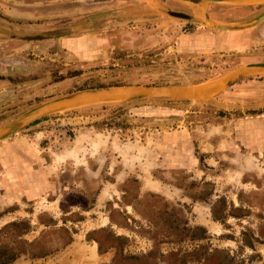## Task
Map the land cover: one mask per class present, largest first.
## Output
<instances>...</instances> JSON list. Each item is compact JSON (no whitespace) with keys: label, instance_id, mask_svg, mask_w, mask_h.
<instances>
[{"label":"rangeland","instance_id":"1","mask_svg":"<svg viewBox=\"0 0 264 264\" xmlns=\"http://www.w3.org/2000/svg\"><path fill=\"white\" fill-rule=\"evenodd\" d=\"M206 10L215 23L240 25L264 6L209 3ZM254 63H264V21L214 29L200 8L178 0H0V132L41 104L86 88L211 85ZM81 102L55 108L0 141L19 149L24 184L17 187L0 170V228L27 221L21 239L51 252L12 264H53L58 257L76 264L67 246H96L85 233L108 227L128 239L122 255L152 253L116 264H221L225 257L231 264H264V69L201 100ZM39 130L46 132L43 151L30 141ZM147 192L160 195L168 211L179 209L188 227H203L207 238L153 242L152 234L178 231L149 228L120 204ZM148 200L164 210L158 199ZM211 206L223 211V220L212 219ZM109 214L123 223L130 217L132 229L110 225ZM2 236L4 244L17 241ZM95 238L102 247L114 243L103 233ZM198 245L211 255L205 261L186 255ZM114 253L108 249L96 264H111Z\"/></svg>","mask_w":264,"mask_h":264},{"label":"trees","instance_id":"2","mask_svg":"<svg viewBox=\"0 0 264 264\" xmlns=\"http://www.w3.org/2000/svg\"><path fill=\"white\" fill-rule=\"evenodd\" d=\"M177 85V84H174ZM122 86L120 84H114L109 86H98L95 88H107V87H119ZM149 86H168L166 84H152ZM87 89V88H86ZM93 89V88H91ZM136 198V197H135ZM148 199H158L162 202L164 206V210H157L155 211L151 207V203ZM122 202L120 204L122 205H128L131 206L133 212L139 216V218L147 221L149 224V228H154L156 230V226H161V228H166L170 231H178V232H172L168 235H161L159 238L158 235H150V238L153 242L158 240V243H172L174 241L181 242L183 240H189L191 242L194 241H201L203 239H206V231L201 226H194V227H188L185 220L179 218L176 213L179 212V209L173 208V211H168L165 207L168 206V203L160 196L152 192H147L143 194V197L140 199H136L135 203H130L124 201V197L121 198ZM219 203V202H218ZM119 204V205H120ZM145 206L143 207L145 211H141L137 209V207L134 206ZM149 208V210H147ZM113 212V210L111 211ZM118 213V211H116ZM119 214V213H118ZM211 217L214 221L223 220L225 217V214L219 213V211L215 210L214 206H211L210 209ZM126 219H130V217L124 216V223L123 220L117 222L115 219L112 218V216L109 214L108 220L110 225H115L116 227L121 228H127L132 229L127 225L125 222ZM81 218L79 219V221ZM50 223H53L54 221L49 219ZM132 222H135L132 220ZM24 226V227H23ZM23 227V228H22ZM29 225L27 221H13L9 224L4 225L0 228V264H11L13 261H15L17 258L23 256L27 257L29 259H41L47 255H49L51 252L43 249H36V241H25L22 238L23 235H25L28 232ZM143 230V229H142ZM148 231V230H147ZM103 233L106 237V239H109L113 241L114 243H109L105 247H102V243L99 239L95 238V235ZM12 238V240L17 239V241L9 242V243H2V235H7ZM170 238V239H169ZM172 238V239H171ZM84 240L86 242H94L96 245V252L98 255H102L105 253L108 249H114L115 253L112 259L111 264H116L117 261H137L141 258L147 259L152 255L151 252L147 253L145 256L137 257L133 255H122V248L123 246L128 242V239L124 236L115 235L112 231H110L109 227L107 230L105 229H97L88 231L85 233ZM71 240H68L65 245L70 243ZM205 246L198 245L195 249L191 250L190 252H187L186 255L193 258L194 256L197 257L203 256L201 261H205L207 257L211 256L210 253L205 252ZM216 252V250H214ZM198 256V257H199ZM227 263H221V264H231L233 261V258L225 257L224 258ZM223 259V260H224Z\"/></svg>","mask_w":264,"mask_h":264},{"label":"water","instance_id":"3","mask_svg":"<svg viewBox=\"0 0 264 264\" xmlns=\"http://www.w3.org/2000/svg\"><path fill=\"white\" fill-rule=\"evenodd\" d=\"M178 1H181L185 4L200 8L204 24L214 29H220V30H226V31L239 30V29L251 27L253 25H256L264 21V10L259 15H257L252 21L245 23V24H240V25H225V24L215 23L208 17L207 10H206L207 4L214 3V4H226V5H240V4H232L233 0H178ZM256 5L264 6V4H256ZM244 6H253V5H244ZM166 13L167 15L173 18L182 19V20H186L190 22L197 21L195 17H191L189 15H186L180 12L167 11ZM21 37L24 40H36V39L41 38L39 36H28V35H24ZM255 69H264V63H254V64L241 67L237 69L236 71L232 72L230 75L225 76L219 81H216V82H220L221 84L215 89L213 94L228 87L233 82L243 78L250 71L255 70ZM216 82H213V83H216ZM192 87L194 86L180 87V86H149L147 85V86H133V87L119 86V87L93 88V89L79 90V91L70 93L68 95L62 96L60 98H56L46 103H43L40 106L28 112L27 114L23 115L17 121L7 126L3 132H0V141L5 139L7 136L12 134L13 132L17 131L18 129L26 126L27 124H30L36 121L37 119H39L40 117L48 113L49 111L55 108H58L60 106H63V105H70L68 102L77 96L94 95V94L98 95L100 93H108V92L116 93L117 92V93L125 94V96H122L123 98L121 99H134V98L190 99L184 94H185V90H188ZM107 97H109L110 99V97L112 96L108 95ZM105 99H108V98H105ZM193 100H196V99H193Z\"/></svg>","mask_w":264,"mask_h":264},{"label":"crops","instance_id":"4","mask_svg":"<svg viewBox=\"0 0 264 264\" xmlns=\"http://www.w3.org/2000/svg\"><path fill=\"white\" fill-rule=\"evenodd\" d=\"M261 1H264V0H261ZM260 2L258 4H260ZM261 4H264V3H261ZM39 124H42V122ZM37 125H35V126H37ZM44 133H46V132L39 130L34 134V135H36V137L33 136L30 139V141H32V144H34L36 147H39L41 151L44 150L40 147L41 143H42L41 139L44 138V135H43ZM34 137L36 138L37 141L34 139ZM6 144L7 143L0 146V170H1V173L4 169H6L7 173L8 172L11 173L12 178H15L16 183L17 184L19 183V185L17 187H21V186L24 187L23 181L19 179L21 173H23L22 168L19 167V164H21L20 153H18L19 149L15 150L14 147L10 148L9 145L8 144L6 145ZM15 156H16V158H15ZM8 192H9L8 194H10V191H8ZM5 193H7V192H5ZM71 244L72 243H70L69 246H67V247L73 249L74 254H76L78 261H79L76 264H96L98 262L99 258H103V257H101L103 254L102 255L97 254L96 246L88 247V246H83L82 244H75V245H71ZM65 250H70V249H65ZM90 255L93 256L92 262H91ZM41 259H44V258H41ZM58 260H61V261H59V263H56ZM15 261H13V262H15ZM53 261H54L53 264H64L63 261H65V259H63L62 257H58L56 260L54 259ZM45 264H48V263H45Z\"/></svg>","mask_w":264,"mask_h":264},{"label":"bare ground","instance_id":"5","mask_svg":"<svg viewBox=\"0 0 264 264\" xmlns=\"http://www.w3.org/2000/svg\"><path fill=\"white\" fill-rule=\"evenodd\" d=\"M261 0H233L232 4H240V5H256L260 2ZM261 3H264V1H261ZM211 85L208 86V84L206 85H202V86H197V87H192L188 90H185V96L189 97L190 99H204L205 97H209L213 94V92L215 91V89L221 84L220 82H216V83H210ZM112 96L110 97V99L112 100H118L123 98L122 96H125V94L123 93H112V92H108V93H100V94H94V95H83V96H77L75 98H73L71 101H69L68 103L70 105H75V104H80L82 103L81 101H87V100H91V99H105L108 98L107 96ZM81 135V134H80ZM82 136L76 138L75 141V146L78 148L81 145L82 142ZM36 140V138H34ZM37 141V140H36ZM70 155V154H69ZM60 157V156H58ZM66 158V157H65ZM61 160V159H60ZM92 254V253H91ZM84 256V255H83ZM91 257V262H92V255H90Z\"/></svg>","mask_w":264,"mask_h":264}]
</instances>
